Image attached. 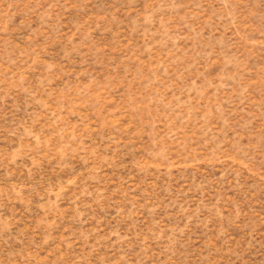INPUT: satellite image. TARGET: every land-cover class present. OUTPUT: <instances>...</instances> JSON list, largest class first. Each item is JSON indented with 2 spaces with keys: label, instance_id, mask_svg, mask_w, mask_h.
Wrapping results in <instances>:
<instances>
[{
  "label": "rangeland",
  "instance_id": "374dc122",
  "mask_svg": "<svg viewBox=\"0 0 264 264\" xmlns=\"http://www.w3.org/2000/svg\"><path fill=\"white\" fill-rule=\"evenodd\" d=\"M0 264H264V0H0Z\"/></svg>",
  "mask_w": 264,
  "mask_h": 264
}]
</instances>
